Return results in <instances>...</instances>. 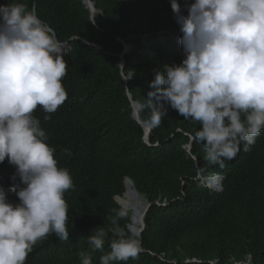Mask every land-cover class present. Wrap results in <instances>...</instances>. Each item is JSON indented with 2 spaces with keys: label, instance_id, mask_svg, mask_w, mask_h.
Returning <instances> with one entry per match:
<instances>
[{
  "label": "trees",
  "instance_id": "1",
  "mask_svg": "<svg viewBox=\"0 0 264 264\" xmlns=\"http://www.w3.org/2000/svg\"><path fill=\"white\" fill-rule=\"evenodd\" d=\"M14 2L34 7L58 40L68 43L63 81L68 99L50 119L43 118L42 127L73 178L74 189L65 194L70 237L49 235L51 258L33 263L80 264V253H91L93 264H100L109 243L103 252L93 251L88 236L110 226L107 217L122 207L116 198L125 195L130 179L150 206L142 251L126 264H264V130L250 151L242 145L221 167L205 159L203 144L195 140L200 125L177 111L169 108L153 124L150 143L140 123L152 124L146 99L156 73L184 59L170 35L155 34L174 21L170 0H93L94 10L86 0H0V5ZM179 2L183 7L194 0ZM119 38L132 47L124 54V69ZM123 73L131 76L129 83ZM128 92L142 105L140 121ZM201 171H220L222 189L203 185ZM12 177L8 161L0 163V186L19 182ZM8 199L18 202L15 193ZM132 222L129 211L120 221L129 231Z\"/></svg>",
  "mask_w": 264,
  "mask_h": 264
},
{
  "label": "clouds",
  "instance_id": "2",
  "mask_svg": "<svg viewBox=\"0 0 264 264\" xmlns=\"http://www.w3.org/2000/svg\"><path fill=\"white\" fill-rule=\"evenodd\" d=\"M86 1L94 10L93 0ZM170 3L174 21L155 34L170 35L172 48L184 59L165 65L150 83L146 106L152 124L139 120L142 105L128 92L134 116L138 113L148 143L154 125L169 108L198 123L194 138L203 144L205 159L223 167L242 145L250 151L264 130V0H194L183 7L179 0ZM119 40L124 45V69V54L132 47ZM67 47L34 7L22 2L0 5V163L7 160L12 180L19 179L8 189L0 186V264L50 259L48 236L55 234L60 241L70 237L65 194L74 189L73 178L60 166L42 127L43 118L50 119L68 99L63 83ZM123 77L129 83L131 76ZM198 178L213 190L222 189L220 171H201ZM9 192L18 202L9 201ZM113 213L107 217L109 227H97L88 236L93 251L103 252L109 243L110 251L100 257V264H126L142 251L141 234L120 223L128 210L122 206ZM80 256V264H93L91 253Z\"/></svg>",
  "mask_w": 264,
  "mask_h": 264
},
{
  "label": "bare ground",
  "instance_id": "3",
  "mask_svg": "<svg viewBox=\"0 0 264 264\" xmlns=\"http://www.w3.org/2000/svg\"><path fill=\"white\" fill-rule=\"evenodd\" d=\"M119 202L123 207L133 213V231L139 232L141 223L143 220V210L146 202L141 195L134 189V186L130 180L127 181V192L121 198Z\"/></svg>",
  "mask_w": 264,
  "mask_h": 264
},
{
  "label": "water",
  "instance_id": "4",
  "mask_svg": "<svg viewBox=\"0 0 264 264\" xmlns=\"http://www.w3.org/2000/svg\"><path fill=\"white\" fill-rule=\"evenodd\" d=\"M136 117L138 119V113H136ZM131 181V180H130ZM149 208V204H146L145 207H144V210H143V220H142V223H141V229L139 231V234H142L144 228L146 227V224H145V221H144V218H145V215L147 213V210Z\"/></svg>",
  "mask_w": 264,
  "mask_h": 264
},
{
  "label": "rangeland",
  "instance_id": "5",
  "mask_svg": "<svg viewBox=\"0 0 264 264\" xmlns=\"http://www.w3.org/2000/svg\"><path fill=\"white\" fill-rule=\"evenodd\" d=\"M129 211V210H128ZM129 212H131V211H129Z\"/></svg>",
  "mask_w": 264,
  "mask_h": 264
}]
</instances>
